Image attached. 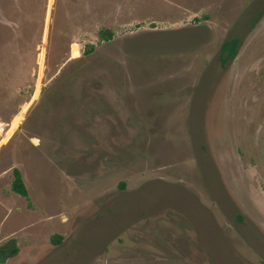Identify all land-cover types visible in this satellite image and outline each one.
<instances>
[{
  "label": "rangeland",
  "instance_id": "1",
  "mask_svg": "<svg viewBox=\"0 0 264 264\" xmlns=\"http://www.w3.org/2000/svg\"><path fill=\"white\" fill-rule=\"evenodd\" d=\"M12 239L0 264H264V0H0Z\"/></svg>",
  "mask_w": 264,
  "mask_h": 264
},
{
  "label": "trees",
  "instance_id": "2",
  "mask_svg": "<svg viewBox=\"0 0 264 264\" xmlns=\"http://www.w3.org/2000/svg\"><path fill=\"white\" fill-rule=\"evenodd\" d=\"M105 33L107 36L111 35L109 31H105ZM238 47H239V40L237 38L224 41L220 51L221 61L223 63H228L230 62V60L235 59L238 54ZM93 49L94 47L91 46L89 50L86 51V53H91ZM12 189L14 192L22 196L25 197L28 196V189L23 180L22 173L17 168L14 170V181L12 184ZM18 250L19 249L16 246V241L12 239L0 246V259H7L8 257H13L18 253Z\"/></svg>",
  "mask_w": 264,
  "mask_h": 264
}]
</instances>
